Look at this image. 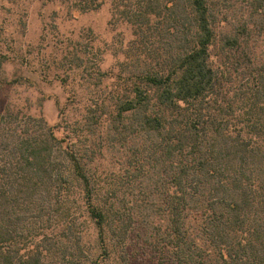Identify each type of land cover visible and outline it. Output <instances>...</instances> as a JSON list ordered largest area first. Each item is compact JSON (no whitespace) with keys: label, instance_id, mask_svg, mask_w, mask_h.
Returning <instances> with one entry per match:
<instances>
[{"label":"trees","instance_id":"16d2710c","mask_svg":"<svg viewBox=\"0 0 264 264\" xmlns=\"http://www.w3.org/2000/svg\"><path fill=\"white\" fill-rule=\"evenodd\" d=\"M109 3L131 40L72 59L78 118L0 107V264H264V0Z\"/></svg>","mask_w":264,"mask_h":264},{"label":"rangeland","instance_id":"374dc122","mask_svg":"<svg viewBox=\"0 0 264 264\" xmlns=\"http://www.w3.org/2000/svg\"><path fill=\"white\" fill-rule=\"evenodd\" d=\"M96 2L97 10L80 13L79 0H0V54L8 58L2 78L32 83L0 86V107H12L24 118L42 117L48 126L60 120L66 107L79 117L83 101L70 102V86L60 82L71 74L72 59L85 57L89 65L100 62L108 70L131 40L130 28L112 16L109 0ZM67 83L82 94L106 85ZM135 264L158 263L151 254L139 251Z\"/></svg>","mask_w":264,"mask_h":264}]
</instances>
